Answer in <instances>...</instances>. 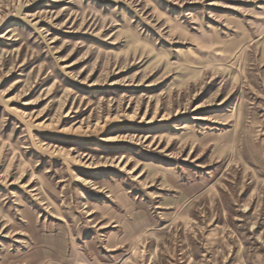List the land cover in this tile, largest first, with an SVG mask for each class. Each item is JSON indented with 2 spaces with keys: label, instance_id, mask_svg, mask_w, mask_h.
<instances>
[{
  "label": "rangeland",
  "instance_id": "1",
  "mask_svg": "<svg viewBox=\"0 0 264 264\" xmlns=\"http://www.w3.org/2000/svg\"><path fill=\"white\" fill-rule=\"evenodd\" d=\"M0 264H264V0H0Z\"/></svg>",
  "mask_w": 264,
  "mask_h": 264
}]
</instances>
